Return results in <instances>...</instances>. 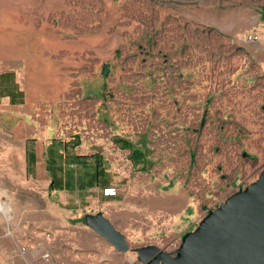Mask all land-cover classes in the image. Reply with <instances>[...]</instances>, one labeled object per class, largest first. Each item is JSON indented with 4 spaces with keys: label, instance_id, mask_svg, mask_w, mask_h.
<instances>
[{
    "label": "rangeland",
    "instance_id": "374dc122",
    "mask_svg": "<svg viewBox=\"0 0 264 264\" xmlns=\"http://www.w3.org/2000/svg\"><path fill=\"white\" fill-rule=\"evenodd\" d=\"M60 1L74 3L75 18L53 16L28 26L19 0L8 6L0 0V71L10 56L28 55V65L37 55L26 53L29 47L61 50L41 55L68 59L60 72L77 75L74 85L59 84L42 69L27 80L32 86L47 80L38 93L48 95L43 107L76 115L82 124L99 106V92L83 95L77 80L106 65L103 92L118 120L105 132L94 124L87 140L110 145L122 138L145 160L135 166L131 152L120 148L110 157L123 174L118 197L94 192L67 203L0 148V198L12 209L9 220L0 213V264H48L47 253L52 264H107L113 257L114 264H142L138 248L174 252L210 210L264 169V0ZM89 46V55L81 52ZM100 212L125 235L128 253H118L87 225L86 216Z\"/></svg>",
    "mask_w": 264,
    "mask_h": 264
},
{
    "label": "crops",
    "instance_id": "0c3cea01",
    "mask_svg": "<svg viewBox=\"0 0 264 264\" xmlns=\"http://www.w3.org/2000/svg\"><path fill=\"white\" fill-rule=\"evenodd\" d=\"M8 2H12V0H4L3 6H8ZM15 12L16 10L14 15ZM76 12L77 9L72 2L69 5V3H62L60 0H19V17L28 26L34 25L35 22L49 21L53 19V16L54 19L59 16H62L63 19L69 18V16L75 18ZM42 28L44 27L42 26ZM26 30L20 26V34ZM30 30L37 31L33 28ZM46 32L49 35L52 34L50 30H46ZM51 36L55 37L54 34ZM40 47L39 51L29 50L31 47L26 50V53L37 54L36 59L35 56L33 60L29 61L30 67L26 61L28 55L21 56L19 61L12 60L10 56V60L4 62L3 68L5 69L0 71V111L3 114L0 134L4 138L3 142H0V148L7 150L6 154L9 156H16L21 168L25 169L31 178L40 182L48 193H60L65 200H68L67 203L75 198L92 197L94 192H101L105 198L110 195L108 199L118 197L115 194L118 193L115 187H117V182L123 179V174L118 171V165L114 166L117 161L111 160L110 157H113L115 152L118 153L120 148L129 150L131 152L129 159L136 166L140 163L139 158L145 160V156L143 153H141L142 156L133 153L134 147L132 149L130 142L122 138L115 137L114 143L110 145L103 140L100 142L87 140L86 133L92 131L91 126L94 127L96 124L105 132L110 127L108 123L113 122V113L115 114V112L109 106L111 104L107 103V97L103 92V89L109 84V80L105 76L107 71L103 69L99 73L90 75L94 76L95 81L93 82L90 76L77 80L83 90V95L84 91L92 92L93 88L98 89L99 96L96 105L99 106H94L93 112L90 111L83 116L85 120L82 124L76 123V115H70L64 111L65 115H61L58 109L55 110L51 107L48 111L43 107L44 101H49L48 95L43 96L38 93L41 92L42 86L50 84L46 83L47 80L38 83L35 81L33 86L27 80L30 74H36L37 69H42L45 70L43 74L47 77L52 79L57 77L59 84L74 85L73 82L77 75L72 76L70 72H60L62 66L69 68L68 59H64L65 62H62L58 58L57 61L54 56V58H47H53V60L46 61L41 54L58 52L59 49L44 45ZM91 49L92 47L89 46L83 48L81 52H86L89 55L93 50ZM37 84H39L40 90H37ZM71 116L73 122L69 120ZM114 120L116 121L118 118ZM119 167L122 168V165ZM106 195L108 196L106 197ZM114 258L107 264L116 263L117 259L114 262ZM124 260L122 258L121 261L124 262Z\"/></svg>",
    "mask_w": 264,
    "mask_h": 264
},
{
    "label": "water",
    "instance_id": "95a60500",
    "mask_svg": "<svg viewBox=\"0 0 264 264\" xmlns=\"http://www.w3.org/2000/svg\"><path fill=\"white\" fill-rule=\"evenodd\" d=\"M86 223L117 252L130 251L125 235L103 213L87 215ZM136 252L142 264H264V169L256 182L210 210L176 251L149 245Z\"/></svg>",
    "mask_w": 264,
    "mask_h": 264
},
{
    "label": "bare ground",
    "instance_id": "6f19581e",
    "mask_svg": "<svg viewBox=\"0 0 264 264\" xmlns=\"http://www.w3.org/2000/svg\"><path fill=\"white\" fill-rule=\"evenodd\" d=\"M0 213H3L5 215V217L7 218V220H9L12 216V209L9 207H6L1 198H0Z\"/></svg>",
    "mask_w": 264,
    "mask_h": 264
},
{
    "label": "built area",
    "instance_id": "2783aa9c",
    "mask_svg": "<svg viewBox=\"0 0 264 264\" xmlns=\"http://www.w3.org/2000/svg\"><path fill=\"white\" fill-rule=\"evenodd\" d=\"M43 259H44L48 264H52L50 254H48V253L45 254V255L43 256Z\"/></svg>",
    "mask_w": 264,
    "mask_h": 264
},
{
    "label": "trees",
    "instance_id": "16d2710c",
    "mask_svg": "<svg viewBox=\"0 0 264 264\" xmlns=\"http://www.w3.org/2000/svg\"><path fill=\"white\" fill-rule=\"evenodd\" d=\"M103 69H104V71H106V65L104 66V68H103ZM139 153H140V152H139ZM140 154H141V153H140Z\"/></svg>",
    "mask_w": 264,
    "mask_h": 264
},
{
    "label": "flooded vegetation",
    "instance_id": "af4514ba",
    "mask_svg": "<svg viewBox=\"0 0 264 264\" xmlns=\"http://www.w3.org/2000/svg\"><path fill=\"white\" fill-rule=\"evenodd\" d=\"M139 258V257H138ZM138 261V260H137Z\"/></svg>",
    "mask_w": 264,
    "mask_h": 264
}]
</instances>
